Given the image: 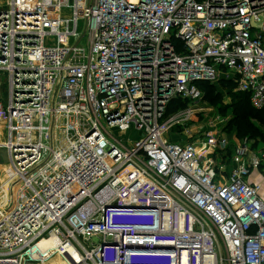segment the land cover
<instances>
[{
  "label": "built area",
  "instance_id": "built-area-1",
  "mask_svg": "<svg viewBox=\"0 0 264 264\" xmlns=\"http://www.w3.org/2000/svg\"><path fill=\"white\" fill-rule=\"evenodd\" d=\"M2 1L0 264H264V155L168 139L201 83L264 111V0Z\"/></svg>",
  "mask_w": 264,
  "mask_h": 264
},
{
  "label": "rangeland",
  "instance_id": "rangeland-1",
  "mask_svg": "<svg viewBox=\"0 0 264 264\" xmlns=\"http://www.w3.org/2000/svg\"><path fill=\"white\" fill-rule=\"evenodd\" d=\"M4 2V1H3ZM214 86L211 93L206 94L204 100L200 102L201 110L196 112L188 122L179 125L172 129L168 139L174 142L188 143L193 142L200 137H208L209 135H218L223 132L225 135H232L233 132L240 134L239 121L234 113L235 96L231 89L225 85H211ZM7 97V95H6ZM248 121L253 126L257 133L252 135H258L260 132L263 137L253 139L254 141L264 142V122L258 120L257 116L249 115ZM0 206L5 205V202L9 204V190L7 180L8 173V157L5 149L2 147L3 140V125L0 122ZM239 137V136H238ZM127 137H125L126 139ZM245 137L244 139H246ZM241 139V138H240ZM4 195L5 200L1 199V195ZM6 207V206H5ZM25 264H67V262L59 255L52 256L49 260L44 263H25Z\"/></svg>",
  "mask_w": 264,
  "mask_h": 264
},
{
  "label": "trees",
  "instance_id": "trees-1",
  "mask_svg": "<svg viewBox=\"0 0 264 264\" xmlns=\"http://www.w3.org/2000/svg\"><path fill=\"white\" fill-rule=\"evenodd\" d=\"M220 85H225L229 87L234 94L235 98V104H234V113L238 118L239 121V130L240 134L238 135L239 138L244 139L247 137L248 139H256V138H262L263 134L260 132L258 135H252L254 133H257V130L250 125L248 121L249 115L257 116L258 120H261L264 122V111H260L255 109L247 96V94L239 93V92H233L234 85L231 83H225L221 82ZM201 89L204 91L205 95L212 92L213 87L210 84L207 83H201L200 84ZM215 88V87H214ZM185 105H181V107H184ZM180 107V106H179Z\"/></svg>",
  "mask_w": 264,
  "mask_h": 264
},
{
  "label": "crops",
  "instance_id": "crops-1",
  "mask_svg": "<svg viewBox=\"0 0 264 264\" xmlns=\"http://www.w3.org/2000/svg\"><path fill=\"white\" fill-rule=\"evenodd\" d=\"M3 3L2 0H0V6L1 4ZM1 128V126H0ZM220 136L222 137H226L228 140H229V146H228V155H226L227 157V160H224L223 164H226V175L229 176L230 175V172L231 170L233 169L234 167V164L232 163V157L234 155V152H235V149L236 147H238V145H242L244 143H246L249 151H250V156L252 155H264V142L262 141H254L252 139H240L238 136H237V133L233 132L232 135H225L223 132H220L219 133ZM226 159V158H225ZM250 182H254V183H260L262 185H264V180L263 178L260 176V174H258L257 172L253 173L252 176L250 177L249 179ZM6 193H3L1 195V199L5 200V195ZM7 202H5L6 204ZM5 207L4 204H1L0 206V211Z\"/></svg>",
  "mask_w": 264,
  "mask_h": 264
},
{
  "label": "bare ground",
  "instance_id": "bare-ground-1",
  "mask_svg": "<svg viewBox=\"0 0 264 264\" xmlns=\"http://www.w3.org/2000/svg\"><path fill=\"white\" fill-rule=\"evenodd\" d=\"M0 122L3 125V123H4L3 122V118H0ZM3 127H4V125H3ZM6 205H7V203L5 204V206ZM39 246H40L42 251H46V250L52 251V250H54V249L59 247V241L56 238H50L49 240L48 239H44V240H42L40 242ZM56 255H59L60 257H62L67 262V264H77L76 261L74 259H72V256H71L72 255V250L70 248H63L62 252H60L59 254H56ZM50 258L44 260L41 263L46 262Z\"/></svg>",
  "mask_w": 264,
  "mask_h": 264
},
{
  "label": "water",
  "instance_id": "water-1",
  "mask_svg": "<svg viewBox=\"0 0 264 264\" xmlns=\"http://www.w3.org/2000/svg\"><path fill=\"white\" fill-rule=\"evenodd\" d=\"M135 207V208H139V209H148V208H152L153 206H147L145 204H142L141 202H135V201H129V202H122V203H118V204H111L108 203L106 204V208L107 207Z\"/></svg>",
  "mask_w": 264,
  "mask_h": 264
}]
</instances>
